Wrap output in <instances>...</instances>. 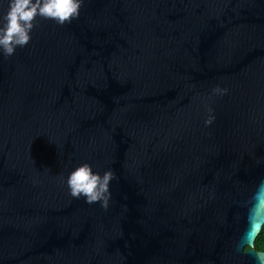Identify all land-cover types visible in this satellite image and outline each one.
Here are the masks:
<instances>
[{
    "label": "water",
    "instance_id": "obj_1",
    "mask_svg": "<svg viewBox=\"0 0 264 264\" xmlns=\"http://www.w3.org/2000/svg\"><path fill=\"white\" fill-rule=\"evenodd\" d=\"M34 24L0 49V264H264V0ZM85 163L115 174L106 209L70 195Z\"/></svg>",
    "mask_w": 264,
    "mask_h": 264
},
{
    "label": "clouds",
    "instance_id": "obj_2",
    "mask_svg": "<svg viewBox=\"0 0 264 264\" xmlns=\"http://www.w3.org/2000/svg\"><path fill=\"white\" fill-rule=\"evenodd\" d=\"M80 7L81 0H7V10L0 13V49L5 56H10L17 46H25L31 39L37 16L63 25L79 16ZM213 120L214 117L209 115L205 124L210 125ZM115 178L111 170L101 175L85 163L69 174L67 184L72 197L79 199L83 196L89 204L99 201L106 209L111 196L109 184Z\"/></svg>",
    "mask_w": 264,
    "mask_h": 264
},
{
    "label": "trees",
    "instance_id": "obj_3",
    "mask_svg": "<svg viewBox=\"0 0 264 264\" xmlns=\"http://www.w3.org/2000/svg\"><path fill=\"white\" fill-rule=\"evenodd\" d=\"M247 248L248 247H245L244 250ZM253 249L257 251H264V223L261 225L260 230L253 241Z\"/></svg>",
    "mask_w": 264,
    "mask_h": 264
}]
</instances>
